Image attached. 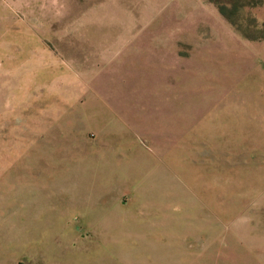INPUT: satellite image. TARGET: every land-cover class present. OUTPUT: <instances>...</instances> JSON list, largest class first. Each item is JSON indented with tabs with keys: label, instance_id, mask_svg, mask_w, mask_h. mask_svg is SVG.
<instances>
[{
	"label": "rangeland",
	"instance_id": "obj_1",
	"mask_svg": "<svg viewBox=\"0 0 264 264\" xmlns=\"http://www.w3.org/2000/svg\"><path fill=\"white\" fill-rule=\"evenodd\" d=\"M226 1L264 37V0ZM64 92L193 95L129 109L162 147L102 110L115 134L82 155ZM0 96V264H264V39L208 0H0ZM174 185L173 221L116 204Z\"/></svg>",
	"mask_w": 264,
	"mask_h": 264
},
{
	"label": "crops",
	"instance_id": "obj_2",
	"mask_svg": "<svg viewBox=\"0 0 264 264\" xmlns=\"http://www.w3.org/2000/svg\"><path fill=\"white\" fill-rule=\"evenodd\" d=\"M129 45H126V47ZM148 93L150 98L147 97ZM175 93H178L179 95H181V97L183 95L192 97L193 95V92H64L65 95L63 98H65L64 103H66V108L62 107V111H58L54 114V116H57V118H55L57 124L62 123L65 130H72L76 134L75 135L73 133V135L77 138L75 140V143L78 144L77 147L81 148V150L83 151L82 155L89 154V147L97 146L101 149L107 148V145L109 144V138L107 137L111 133L112 135L115 134L108 131L110 122L103 118L102 110L106 111L108 114L112 113L117 117V123H120L123 126L124 135L126 134V130H128L129 125L136 122L137 126H133L132 128H137L142 133L146 132L147 130V137H156V144L159 147H162L164 145L161 141L162 134L155 131L154 128L150 129L149 125L151 119H145L138 114L135 115V113L133 112L130 114L129 109L131 108V106L133 107L135 103H137V106H143L142 100L144 98V95L148 98L149 104H158L159 99L164 97V95L172 97ZM140 95L143 97H140ZM158 95H160L159 99L156 98ZM0 99H2L1 96ZM1 101H4V99ZM209 105L210 100H208V104H206V106ZM137 109L140 110L141 107H138ZM129 118H131L132 120ZM50 121L53 122L52 120ZM143 130L145 131L143 132ZM207 134L208 133H206V131H202V133L199 134L202 135L201 137H198V135L197 138H194H196L197 141L202 140L206 143L207 140L210 139L213 135L212 132L210 133V136H208ZM143 139L144 136L137 135L138 141H142ZM144 144L147 143H145L143 140L140 146H143ZM136 191L137 190H133V192ZM128 194L130 195L132 194V192ZM166 194H169L170 196L171 194H173L174 197L177 196V201L174 200L172 202L162 200V198L165 197ZM185 194H187V192H185L183 188H178V186L174 185L171 188L170 192L163 191L160 195L161 197L159 196L160 199L157 201L149 199L145 202H142L141 204L140 202H136L130 205H126V203H123L120 200L116 202V204L122 205L123 208H131L132 210L134 208L137 209L140 207L141 214H145V212H147L146 215L149 216V218H152L154 216V212H158L157 215H163V221H173V212L180 208L183 202L182 197H185ZM124 198L125 197H123V199ZM185 205L188 206L189 204ZM67 237L73 238V236L71 235ZM39 257L41 256L38 254V252L31 251L28 259L17 261L16 264H41L42 261L39 259Z\"/></svg>",
	"mask_w": 264,
	"mask_h": 264
},
{
	"label": "trees",
	"instance_id": "obj_3",
	"mask_svg": "<svg viewBox=\"0 0 264 264\" xmlns=\"http://www.w3.org/2000/svg\"><path fill=\"white\" fill-rule=\"evenodd\" d=\"M235 1L237 3H239L240 0H235ZM254 1H255L254 3L257 2V0H254ZM208 2L215 5L217 7V9L219 10L220 14L225 19H227L239 33H241L243 36H245L246 39H249L251 41H258V40L264 39V37H261V38L260 37H253L252 35L248 34L246 31L242 30V28L239 25L238 20L233 18V12H231V10L229 9V7H231V4H229L226 0H208ZM259 3H260V1L257 4L259 5ZM241 6L238 5L237 7H235V11L237 12L239 7H241ZM229 11H230V13H229Z\"/></svg>",
	"mask_w": 264,
	"mask_h": 264
}]
</instances>
